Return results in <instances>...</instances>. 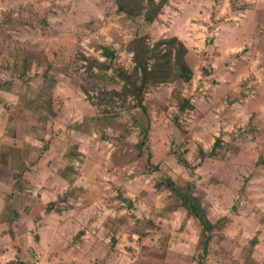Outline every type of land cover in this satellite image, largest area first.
<instances>
[{"label":"rangeland","instance_id":"1","mask_svg":"<svg viewBox=\"0 0 264 264\" xmlns=\"http://www.w3.org/2000/svg\"><path fill=\"white\" fill-rule=\"evenodd\" d=\"M162 2L0 0V193L14 221L0 233L35 238L25 218L46 211L83 231L84 249L60 254L70 264H264V0H167L149 19ZM172 36L192 78L138 94V62Z\"/></svg>","mask_w":264,"mask_h":264},{"label":"crops","instance_id":"2","mask_svg":"<svg viewBox=\"0 0 264 264\" xmlns=\"http://www.w3.org/2000/svg\"><path fill=\"white\" fill-rule=\"evenodd\" d=\"M39 173L44 175L43 181H45L48 173L46 171H40ZM38 185L42 186L43 196L49 199L50 191L44 188L45 183L43 182ZM3 194L5 196V193H0V200L4 199L0 204V215H2V218L0 216L1 226L6 225L9 221L11 223L14 222L10 220L11 217L5 215L7 209H5L6 211L3 210L4 208H8L7 205H9ZM55 215L59 217L55 218ZM25 222L26 227L36 228L37 233L35 238L27 235L26 230H20V234H15L13 230L6 228L0 233V240L2 241L0 245L6 244L9 246V249H4V246H0V264H6L10 261H17L23 264H52L53 257L62 261L60 254L66 253L71 256L70 250H75L76 248L83 250L85 247V244L82 247V241L79 239L80 236H77V232L82 233L83 231H76L75 228H70L71 224L68 223V219L63 213L54 214V212L44 211L38 218H34L33 216L29 219L25 218ZM75 237L79 240H75ZM11 242H13V245ZM16 246L17 248L15 249L14 247ZM10 248L14 249L10 250ZM77 263V257L76 260L71 259V264ZM59 264L70 263L62 261Z\"/></svg>","mask_w":264,"mask_h":264},{"label":"trees","instance_id":"3","mask_svg":"<svg viewBox=\"0 0 264 264\" xmlns=\"http://www.w3.org/2000/svg\"><path fill=\"white\" fill-rule=\"evenodd\" d=\"M167 0H163L162 4L154 12V16H151L149 19H153L158 15L159 10L161 9L163 3ZM163 43H166V49L164 52H161L160 47ZM155 48L150 50V63H140L138 62V67L140 68L141 75V84H138V81H135V88H137V93L143 95V88L150 85L151 83L165 82L171 80L174 76L183 77L186 80L192 78V69L189 66L186 60V53L188 51L186 45L181 41L177 36H172L169 38H164L158 41L155 44ZM157 50V51H156ZM176 71V75H174ZM184 203L191 208L192 213L200 220L203 229L209 233L207 239L210 238V232L212 230V222L205 215L203 208L194 202L187 195L184 196Z\"/></svg>","mask_w":264,"mask_h":264},{"label":"built area","instance_id":"4","mask_svg":"<svg viewBox=\"0 0 264 264\" xmlns=\"http://www.w3.org/2000/svg\"><path fill=\"white\" fill-rule=\"evenodd\" d=\"M6 264H23V263H19V262H17V261H10V262H8V263H6Z\"/></svg>","mask_w":264,"mask_h":264}]
</instances>
